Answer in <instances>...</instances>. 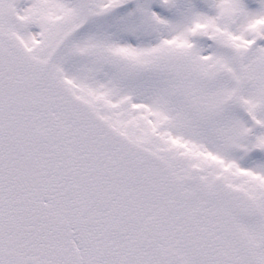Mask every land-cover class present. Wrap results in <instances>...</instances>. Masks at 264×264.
I'll list each match as a JSON object with an SVG mask.
<instances>
[{
    "label": "snow or ice",
    "instance_id": "6c2138e0",
    "mask_svg": "<svg viewBox=\"0 0 264 264\" xmlns=\"http://www.w3.org/2000/svg\"><path fill=\"white\" fill-rule=\"evenodd\" d=\"M0 264H264V0H0Z\"/></svg>",
    "mask_w": 264,
    "mask_h": 264
}]
</instances>
